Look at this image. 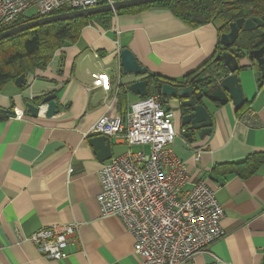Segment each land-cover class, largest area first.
Here are the masks:
<instances>
[{
	"label": "crops",
	"instance_id": "obj_1",
	"mask_svg": "<svg viewBox=\"0 0 264 264\" xmlns=\"http://www.w3.org/2000/svg\"><path fill=\"white\" fill-rule=\"evenodd\" d=\"M219 41L216 24L190 28L165 8L123 12L106 28L86 25L77 41L57 50L44 70L27 73L21 88L14 81L2 87L0 264H141L133 254L135 240L122 222L102 216L98 207L97 174L105 162L90 144L98 135L89 132L103 115H125L137 101L156 95L150 91L139 98L128 91L129 84L152 83L154 76L180 80L214 59L222 49ZM122 49L150 76L124 75ZM239 64L245 110L238 115L231 102L207 104L212 130L203 139L197 132L192 142L183 136L179 101H167L176 132L172 150L189 175L186 188L204 181L224 212V236L197 254L195 264H264V165L245 179L228 175L223 167L264 153V86L258 84L254 62L244 57ZM50 95L58 106L52 117L43 112L28 116L27 104L45 108L42 100ZM14 111L23 112V118L9 119ZM248 111L255 116L250 118ZM124 146L110 139L111 158L125 153ZM61 224L76 225V239L65 260H47L29 237Z\"/></svg>",
	"mask_w": 264,
	"mask_h": 264
},
{
	"label": "built area",
	"instance_id": "obj_2",
	"mask_svg": "<svg viewBox=\"0 0 264 264\" xmlns=\"http://www.w3.org/2000/svg\"><path fill=\"white\" fill-rule=\"evenodd\" d=\"M122 1L0 0V33L59 11H81ZM30 9L34 13L26 17ZM39 109L44 113L46 107ZM247 114L255 116L250 111ZM23 115L14 111L8 118L19 120ZM172 117L157 95L149 96L131 105L125 115H103L89 132L115 139L128 148L99 169L96 200L102 216L117 217L134 238L133 254L141 264H195L197 254L224 236V212L215 192L202 180L186 188V166L172 150L176 138ZM145 146H149L148 154L131 151ZM72 172L70 168L68 176ZM76 236V225L61 224L39 229L29 241L43 258L63 261Z\"/></svg>",
	"mask_w": 264,
	"mask_h": 264
},
{
	"label": "water",
	"instance_id": "obj_3",
	"mask_svg": "<svg viewBox=\"0 0 264 264\" xmlns=\"http://www.w3.org/2000/svg\"><path fill=\"white\" fill-rule=\"evenodd\" d=\"M162 1L166 0H125L112 5L105 4L96 8L29 20L0 33V41L50 24L66 22L78 18L93 17L103 13H114L120 10ZM263 27L264 17L261 19L251 18L247 20L240 18L229 25V31L221 34L219 41L221 47L226 49V51H223L214 58V62H218L225 70V74L221 77L214 78L207 84H204L207 79L206 72L201 70L189 80L190 84L188 85L169 81L152 82L153 85H151L152 83L147 80H140L129 84L128 91L139 98H145L150 95V91H154L166 110H168V99L179 101L181 113L180 125L184 128L183 136L188 139L189 142H192V134L197 132L198 138L203 139L210 135L212 130V119L208 113L207 104L225 106L231 102L236 112L244 106L245 99L243 89L237 74L241 69L239 61L244 58V56L241 52L233 54L229 49L234 46L240 31L250 32ZM246 58L257 65L260 72V84L264 86V46L257 50L250 51ZM119 61L124 75L150 76L147 70L138 64L133 54L127 49H122L120 51ZM14 83L18 88L24 86L26 84L25 75L17 78ZM42 105H46L44 116L47 118L52 117L57 112L58 106L54 95L45 97L42 100ZM26 113L31 118H36L40 114L39 106L27 104ZM90 144L95 147L96 155L101 162H106L111 158L110 139L108 137H94L90 140Z\"/></svg>",
	"mask_w": 264,
	"mask_h": 264
},
{
	"label": "trees",
	"instance_id": "obj_4",
	"mask_svg": "<svg viewBox=\"0 0 264 264\" xmlns=\"http://www.w3.org/2000/svg\"><path fill=\"white\" fill-rule=\"evenodd\" d=\"M151 7L168 9L175 18L190 28L219 23L217 25L219 35L227 33L229 25L240 18L247 20L264 17V0H166L114 13H103L93 17L38 27L0 41V91L6 83L15 81L22 75L35 70H44L57 50L77 41L86 25L95 23L106 28L114 15ZM62 13L65 11H59L54 15ZM262 46H264V27L250 32L240 31L234 46L229 51L233 54L241 52L246 57L250 51L257 50ZM220 50V53L226 51V49L219 48L216 56L220 54ZM201 70H204L207 75L204 84L225 74V70L212 58L196 72L188 74L180 80H164L158 76H154L153 79L155 82L169 81L188 85L190 84L189 80ZM260 83V73L258 72V84L261 88ZM29 102L33 103V100ZM244 110L243 106L237 114ZM263 165L264 153H255L242 161L224 164L223 167L228 175H236L245 179L255 174Z\"/></svg>",
	"mask_w": 264,
	"mask_h": 264
},
{
	"label": "rangeland",
	"instance_id": "obj_5",
	"mask_svg": "<svg viewBox=\"0 0 264 264\" xmlns=\"http://www.w3.org/2000/svg\"><path fill=\"white\" fill-rule=\"evenodd\" d=\"M33 13H34V10H32V9H30V10H28L27 12H26V17H30V16H32L33 15ZM216 25H219V23H216ZM125 147V146H124ZM139 149H141L140 147H133L132 148V150L134 151V150H139ZM125 150H126V147H125ZM128 150V149H127ZM146 153L148 154L149 153V149H148V147L146 148Z\"/></svg>",
	"mask_w": 264,
	"mask_h": 264
},
{
	"label": "bare ground",
	"instance_id": "obj_6",
	"mask_svg": "<svg viewBox=\"0 0 264 264\" xmlns=\"http://www.w3.org/2000/svg\"><path fill=\"white\" fill-rule=\"evenodd\" d=\"M215 196H216V194H215ZM219 203V202H218ZM221 206V205H220ZM217 242V241H216Z\"/></svg>",
	"mask_w": 264,
	"mask_h": 264
}]
</instances>
